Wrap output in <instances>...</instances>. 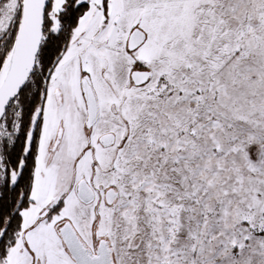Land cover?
<instances>
[{
  "label": "snow or ice",
  "instance_id": "6c2138e0",
  "mask_svg": "<svg viewBox=\"0 0 264 264\" xmlns=\"http://www.w3.org/2000/svg\"><path fill=\"white\" fill-rule=\"evenodd\" d=\"M0 264H264V0H0Z\"/></svg>",
  "mask_w": 264,
  "mask_h": 264
}]
</instances>
